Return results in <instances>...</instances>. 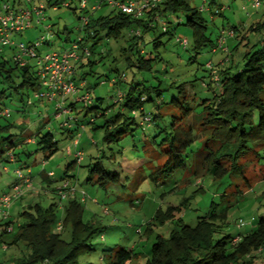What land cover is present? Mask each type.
Here are the masks:
<instances>
[{
  "label": "rangeland",
  "instance_id": "rangeland-1",
  "mask_svg": "<svg viewBox=\"0 0 264 264\" xmlns=\"http://www.w3.org/2000/svg\"><path fill=\"white\" fill-rule=\"evenodd\" d=\"M3 1H9L17 6L20 4L22 7L29 6L27 3L24 4L23 0ZM41 1L44 5L46 4V0ZM188 2L191 7L199 8L202 5V0H189ZM218 5L223 7L221 15L213 14L219 7ZM210 9L211 11L204 10L201 14L206 19L207 27L204 32L214 45L217 44L216 40L221 31L227 32L235 29L234 37H227L224 34L226 40L222 45L226 49L225 53L220 50L213 53L211 47H206L200 54L195 55L190 48L189 30L182 25L174 28L176 23H184L179 14L167 18V29H174L172 39L167 40V36L162 35L160 20L152 32L143 35L144 51L150 49L152 38L158 36L160 43L157 47V59H154L152 70L148 73L141 71L133 77L135 68H126L119 49L124 47L125 36L117 41L101 40L96 43L92 49L93 54L89 58L95 62L91 66H84L81 69L87 73L84 75V79L90 86L91 97L93 100L100 99L98 113L105 114V117H101L99 114L94 117V124L102 125L106 117L108 118L116 112L117 107L112 104L115 102L117 92H124L123 85L113 87L108 81L99 84L101 80L112 78L115 70L119 74L123 73L126 81L133 80L134 83H137L138 90L142 87L157 86L159 90L157 102L161 103L160 112H163L164 120H168L170 115L176 114V109H167L165 105L169 104L171 99L183 100L185 95L181 94L182 89L186 90L187 95H190L189 101L194 107V112H197L200 109L197 105L204 99H210L212 90L216 89V84L211 79L212 76L214 78L218 74V71L216 73L215 71L220 69V63L228 66L231 62L230 73L239 70L244 53L259 49V41L263 37V32L249 31L248 29L253 22L261 21L264 18L262 16L264 5L254 11L241 0H216ZM110 10L111 7L101 5L92 17L103 16ZM84 16L85 13L77 8L72 14L71 9L61 8L59 5L55 10L46 7L43 12L44 19L39 24L33 19L32 26L20 34L14 35L13 40L27 44L42 37L47 43L36 49L35 52L39 55L63 50L69 47L74 40H81V44L89 48L93 41L85 39L84 32L80 30L81 18ZM161 21L166 22V19H161ZM66 32H68V38L65 41ZM176 37L186 39L187 46L183 48L175 43ZM0 48V56L3 59L11 60V50L6 47ZM35 61V59H31L29 62L33 73L37 68ZM208 62L211 67L207 66ZM201 84H209L210 88H203ZM80 86L77 89L78 92ZM1 88L0 85V90ZM5 93L11 96H0V103L11 112L9 118H0V127L10 124L12 126L8 130L0 131V139L10 137V141L15 142L16 147L13 152L18 160L1 164L8 171H3L0 166V195L5 191L6 185L15 178L14 169L19 168L22 164H24L21 168L22 173L28 169L32 170L34 174V193L26 192L20 202L15 201L11 204L9 208L11 232L3 233L4 221L0 219V264H15L17 259L26 257L29 253L23 242L18 241L15 244H10L17 226L24 222L20 214L27 210V206L39 203L40 206L46 207L47 204L54 202L59 207L64 203L63 200L59 202V198L49 192L44 194L43 190H55L63 185L59 178L65 167L74 161L73 154L77 150L82 152V160L78 165L75 164L72 169H69L67 175L73 176L72 181L78 188L83 189L87 196L86 200L82 202L83 219L91 221L95 227L99 228L90 241V250H86L78 257L79 264H104L105 261L101 258L106 254L105 251L115 248L132 251L133 256L130 264H144L155 236L166 237L172 227L166 223L163 226L151 227L152 231L144 234L146 224L157 209L163 210L167 206H177L184 198L187 199V206L182 209L181 214L176 215L181 218L184 225L193 226L197 218L208 213L209 206L213 203L216 210L225 209L226 221L222 233L232 238L247 234L255 227L257 220L264 213V159H259V162L254 163L255 158L252 153L243 155L240 161L241 164L247 162L244 168L246 184L242 180L227 175L215 179L210 173L205 172V166L200 162L201 146L198 141H195L181 157L182 168L154 183L150 180L149 175L159 163L156 156L160 149L159 145L155 144L160 143L164 137L163 132L157 130L144 132V130L138 129L134 133L136 140H141L143 135L155 136L153 139L155 143L150 144L151 146L147 148L143 146L142 141L132 142L125 138L118 144L109 146L110 150H108L101 141V130L93 131L90 128L91 125L87 124L92 115L88 114L83 117L84 108L81 103H75V110L72 109V114H69L79 120L83 119L84 130L69 132L59 128V122L63 120V117L54 118L53 104L44 102L41 105L34 97V92L29 93L27 97L22 90L21 101L20 95H16L12 89L6 90ZM151 96L154 97L153 94ZM93 105L94 102L92 105L89 103L87 107ZM144 110L148 113L155 111L150 107V104H144ZM137 121L138 119H136ZM21 127L24 128L22 134L19 133ZM70 129H74V127ZM46 132H49L53 136V140L56 141L57 151L44 160L40 151L35 153L33 150V142L28 144V142L25 143V140L27 137ZM198 138L201 142L205 135L199 133ZM75 140L77 141L76 146L73 145ZM102 154L104 156L98 159V155ZM94 161H98L103 167L118 173L119 182L105 188L86 184L89 163ZM43 162L45 165L42 167ZM48 172H52L53 177L42 182ZM248 182L250 183L249 188L245 187ZM35 190L39 191L38 195ZM69 199H74V197ZM103 209H106L108 214L105 215ZM58 211V214L62 215L59 208ZM239 219L242 220L244 226L237 228L236 224ZM69 231V227L61 230L63 240L69 239ZM256 264H264V250L257 254Z\"/></svg>",
  "mask_w": 264,
  "mask_h": 264
},
{
  "label": "trees",
  "instance_id": "trees-1",
  "mask_svg": "<svg viewBox=\"0 0 264 264\" xmlns=\"http://www.w3.org/2000/svg\"><path fill=\"white\" fill-rule=\"evenodd\" d=\"M2 1L0 0V2ZM60 1L46 0L45 8ZM188 1L162 0L155 8L145 10L141 18H134L112 7L107 14L96 18L92 17L95 11L89 13L87 10H81L85 13L87 22L81 26L80 30L84 32L85 39H91L93 43L87 48L81 44V40L71 42H75L89 51L88 56L80 57L75 63L77 65L82 62L77 68L75 65L74 81L76 86L78 87V81H85L84 75L87 73L81 69L84 66H91L95 62L89 58L93 54L94 45L101 40L117 41L125 36L124 47L119 49L126 68H135L133 77L141 71L150 72L154 59H157V47L160 43L158 36L152 38L150 49L144 51L143 35L152 32L159 20L161 24V19H166V22H163L165 24L164 30H162L161 25L162 35H166L167 40L172 39L174 29L168 30L166 23L167 18L175 14H179L184 23H176L174 28L182 25L189 30L190 48L195 55L200 54L206 47H211L213 53L217 50L225 53L226 49L222 51L205 34L206 19L203 18L200 7H191ZM215 2L216 0L208 1V11H211L210 6ZM218 6L213 13L215 15H221V11H219L221 6ZM68 9H71L72 14H74L76 7L71 6ZM262 16L264 17V14ZM234 30H229L231 37H234ZM248 30L263 32V37L259 41V49L253 52H245L240 69L234 73H230L232 66L230 61L228 66L220 63V69L215 71V73L218 71V74L215 75L214 73L216 77L213 78L212 76L211 79L216 84V89L214 91L211 89L212 97L210 99H204L197 105L200 107L197 112H194V107L189 101L190 95H187L186 90L182 89L181 94L185 95H183V100L171 99L170 103L165 105L167 109H176V114L170 115L168 120H164L165 116L162 114L163 112H160L161 103L157 102L159 96L157 86L142 87L138 90L137 83H134L133 80L126 81L123 73L119 74L115 70L112 78L101 80L99 84L112 80L113 82L109 83L111 86H124V92H119L122 96L121 99L112 104V106L117 107L116 112L108 118L106 117L102 125H95L94 117L98 114L105 117V114L98 113L100 99L93 100L91 97V105L93 102L94 105L84 107L83 117L88 114L92 115L87 124L91 125L90 128L93 131L101 130V141L108 150H110L109 146L118 144L125 138L132 142L142 141L143 146L147 148L151 146L150 144L155 143L153 140L155 136L143 135L141 140H136L134 133L138 129L144 130V132L156 130L163 132L164 137L159 144H155L159 145L160 149L156 156L159 163L149 175L150 180L154 183L182 168L181 157L184 156L192 143L198 141L201 146L200 154H202L200 162L205 166V172L210 173L215 179L227 175L242 180L246 184L247 178L244 174V168L247 162L240 163L243 155L252 153L255 158L254 163L259 162V159H264V18L261 21L253 22ZM134 31H138V34L135 35ZM225 33L221 31L218 38ZM65 37L66 41L68 32H66ZM175 43L177 42L175 41ZM9 49L13 54V49ZM29 62L27 65L19 67L12 59L6 60L0 56V85L2 86L0 96H11L5 91L12 89L16 95H20L21 101L22 90L27 97L29 93L36 92L39 85L35 71L34 73L31 71L32 66L29 65ZM209 67H211L210 63ZM78 69H80L79 73L77 72ZM201 86L210 88L209 84H201ZM83 91L90 93V86L84 85ZM37 102H40L41 105L44 104L39 100ZM144 104H150V107L155 110L154 113L145 112ZM67 107L75 110L74 104H68ZM144 118H148V121L143 122ZM136 119H138L137 122ZM161 123L163 124L161 125ZM73 124L74 132L78 130L79 125H84V122L83 119L79 120L75 117ZM11 126L10 124L0 127V131L8 130ZM59 128L72 131V129L60 126ZM23 131L24 128L21 127L19 133L22 134ZM199 133L205 135L201 142L198 138ZM30 138L33 139V150L35 153L40 151L44 160H47L57 151L56 141L53 140V136L49 132L27 137L25 143ZM15 147V142L10 141V137L0 139V166L2 163L9 162V155L13 159L11 162H17L18 159L13 152ZM101 156L104 155H98L97 158L99 159ZM75 164L74 159L65 167L62 176L59 178L60 181L69 180L74 183L72 181L73 176H68L67 171L72 169ZM23 165L14 171L21 170ZM43 165H45L44 162L42 167ZM1 169L5 172L8 171L5 166H1ZM87 173L88 178L85 183L97 188L116 185L120 180L118 173L103 167L98 161L89 163ZM23 174L34 182V178L28 169ZM47 178L50 177L46 175V178H43L44 181H47ZM16 182L15 175L4 192H8ZM249 186L250 183L248 182L245 187L249 188ZM43 191L44 194L49 192V194L58 197L57 188L55 190L44 189ZM21 200L22 198L18 199L17 202ZM93 202L95 203V201ZM82 204L77 194L74 199L65 201L62 208L57 207L54 202L47 204L46 207L40 206L39 203L27 206V210L20 214L24 222L17 226L10 244H15L18 241L23 242L29 253L26 257L17 259L15 264H79L78 257L86 250H90V241L99 230L91 221L83 219L84 208ZM186 206L187 199L184 198L177 206H167L163 210L157 209L155 211L151 220L146 224V228H144V234L151 232L154 227L163 226L166 223L172 227L166 237L155 236L144 264H256L257 254L264 250V213L257 220L255 227L247 234L238 236V242L232 244V237L222 233L226 221L225 209L216 210L215 204L212 203L208 213L197 218L193 226H187L182 223L180 217H176L177 214H181L182 209ZM58 208L62 209V215L58 214ZM58 221L62 222L61 230L66 227L70 229L67 241L61 238V230L56 231L55 229ZM9 225L12 226L8 218L3 223V233H8L6 227ZM105 253L101 258L105 261L104 264H130L133 256L131 250L127 251L121 248L107 250Z\"/></svg>",
  "mask_w": 264,
  "mask_h": 264
},
{
  "label": "built area",
  "instance_id": "built-area-1",
  "mask_svg": "<svg viewBox=\"0 0 264 264\" xmlns=\"http://www.w3.org/2000/svg\"><path fill=\"white\" fill-rule=\"evenodd\" d=\"M244 4L256 10L260 6L264 5L263 0H241ZM162 0H61L57 4H51V10L57 9L58 5L64 8H69L72 5L80 10H87L92 13L99 9L100 5L105 3L109 7L118 9L124 14L131 15L134 18H141L145 10L153 9ZM23 3H27L29 6L22 7L9 2H0V47L12 48V61L19 67L28 64V61L35 59L37 66L35 70V77L38 82V89L34 93V97L41 101L52 103L54 108V118L63 117L60 122V127L68 128L74 126L75 117L71 116L72 109L67 107L68 104L81 103L82 107H87L92 102L90 93L87 91H77L78 87L75 84V63L78 62L80 57L88 56L89 51L85 47H80L77 43L73 42L69 47L60 51H50L43 55L36 53V49L45 41L42 37L32 43L16 42L13 40V36L20 34L26 29L32 26L33 19L37 24L44 19L43 12L45 11V5L41 0H23ZM208 0H202L200 10H208ZM88 7V9H87ZM223 7L219 8L222 11ZM82 25L86 24L87 17H82ZM162 30L165 28V24L162 22ZM48 28V26H47ZM135 35L138 31L133 32ZM226 36L231 37V32L225 33ZM175 41L183 48L187 45V41L184 38L176 37ZM225 36L222 35L217 40V46L222 51H225L222 44H224ZM1 51V48H0ZM209 67V63H207ZM113 81L110 80L109 83ZM103 84V82H101ZM121 94L117 92L115 102L121 99ZM69 98V99H68ZM59 110V111H58ZM10 110L0 104V118H9ZM71 113V114H69ZM148 121V118H144L143 122ZM78 130L83 131L84 125H79ZM28 143H32L33 139H28ZM73 145H77V141L73 142ZM69 152V150H67ZM73 157L76 164H79L82 160L83 154L80 150L74 152ZM13 161L11 155H9V162ZM17 182L9 189L8 192H4L0 195V219L7 221L9 218V208L11 204L20 199L24 193H34V182L28 176H25L21 170L14 171ZM48 177H52V172L47 173ZM63 185L57 188V195L60 200L64 202L69 198L75 197L77 194L80 201H85L87 196L83 190L76 187L74 183L69 180H63ZM38 190L35 193L38 194ZM63 204L59 205L62 208ZM62 210V209H61ZM103 213L106 214V209H103ZM244 226L242 220H238L236 227L240 228ZM56 231L62 229V222L58 221L56 224ZM7 232L12 231V226L6 227ZM239 237L232 238V244L238 242Z\"/></svg>",
  "mask_w": 264,
  "mask_h": 264
},
{
  "label": "crops",
  "instance_id": "crops-1",
  "mask_svg": "<svg viewBox=\"0 0 264 264\" xmlns=\"http://www.w3.org/2000/svg\"><path fill=\"white\" fill-rule=\"evenodd\" d=\"M246 5H248V4H246ZM249 9H251V8L249 7ZM247 16H249V15H247ZM81 64H82V62H81ZM81 64L78 63V64L76 65V68L78 67V65H81ZM77 72L79 73V72H80V69H78ZM83 84H85V86L88 85V83H87L86 81H83V80H81L80 82L78 81V87H79L80 85H83ZM82 89H83V87L80 86L79 90L82 91ZM72 131H73V129H72ZM66 132H67V131H66ZM69 132H70V131H69ZM69 132H68V133H69ZM29 171H30L31 176H33L34 174L32 173V170H29ZM32 178H34V176H33ZM43 181H44V179H42V182H43ZM7 186H8V184L6 185V187L4 188V190L7 188ZM4 190H3V191H4Z\"/></svg>",
  "mask_w": 264,
  "mask_h": 264
}]
</instances>
